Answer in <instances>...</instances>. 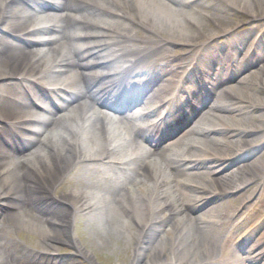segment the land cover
<instances>
[{"label":"bare ground","instance_id":"6f19581e","mask_svg":"<svg viewBox=\"0 0 264 264\" xmlns=\"http://www.w3.org/2000/svg\"><path fill=\"white\" fill-rule=\"evenodd\" d=\"M43 1L0 0V120L11 121L18 130L21 120H34L28 126L32 131L25 143L28 146L51 129L38 154L0 155V202L13 208L12 220L41 235V243L54 249L57 240L69 237L90 264H99L93 253L97 237L105 246L126 249V258L118 264H242L236 250L253 239L263 251L264 233L258 239L255 234L264 227V189L248 213L228 193L264 176L262 157L234 168L240 159L235 161L236 156L256 151L257 143L264 139V93H258L264 90V42L252 43L241 53L244 41L229 55L232 62L222 61L223 73H216L212 64L219 59L212 55L194 74H186L190 64L176 62L165 77L154 67L169 58L164 53L166 42L192 43L199 53L220 34L218 28H223L222 33L231 31L228 13L206 15L211 5L205 0H109L104 5L91 0L95 7L89 10L81 5L83 0H48L53 2L47 7L51 11L39 6ZM225 1L244 15L264 17V0ZM197 12L203 17L196 16ZM203 19L217 27H208ZM135 22L152 26L164 39L152 41L149 31L140 38ZM94 24L105 31L90 29ZM112 26L116 32L105 29ZM98 36H105L102 44ZM243 39L245 35L238 41ZM113 59L122 60L121 72L98 82L93 73L113 72L117 61L106 64ZM151 73L155 80H163L153 92L156 103L163 110L173 104L171 113L186 109L174 120L163 118L162 113H147L149 108H145L144 118L160 119L149 137L146 128L131 121L137 110L118 114L124 127L99 114L97 104L119 113L126 95L154 87V80L145 82ZM35 83L54 87L51 92L59 113L49 109L42 115L36 110L38 100L43 103L45 96L36 98ZM178 86L192 97L189 108L183 106L181 95L177 98ZM27 90L34 99L28 98ZM203 98L211 99L199 112L198 101ZM238 98L245 101L239 103ZM3 106H7L6 112ZM211 106L214 110L208 111ZM200 120L201 126L209 124L196 129V141L188 140L191 127ZM171 124L178 128L167 132ZM52 125L57 132L50 136ZM137 138L149 143L141 144ZM159 142L167 143L171 152L153 149ZM182 146L183 152L174 154ZM147 158L153 161L147 162ZM48 196L59 204L55 210L32 215L36 219L26 216L24 199L36 203ZM203 204L210 207L194 215V209ZM15 223L7 224L13 227ZM5 225L0 223V237L10 234L4 233ZM86 226L94 235L87 234ZM160 232L161 239L152 246ZM79 237L88 239L86 246ZM147 249L151 252L144 259ZM0 253L9 256V249L0 247Z\"/></svg>","mask_w":264,"mask_h":264},{"label":"rangeland","instance_id":"374dc122","mask_svg":"<svg viewBox=\"0 0 264 264\" xmlns=\"http://www.w3.org/2000/svg\"><path fill=\"white\" fill-rule=\"evenodd\" d=\"M107 0H99L101 3H105ZM206 2L210 3L211 7L207 8L205 11V14H211V12L215 13L218 12H226L230 16V19L232 20L231 24V31L228 33H222L223 28H218L220 34L209 40L203 47L202 51H199L197 53V45H192V43L184 44L179 43L176 41H168L166 42L164 53H168L167 56L169 57L167 59V62H163L160 65H158L159 71L166 77L167 73L170 72L172 69L170 67L176 65V62H178V65L186 66L187 64H190L188 66V69L190 70V74H193L194 70L200 67H203V64L206 59L212 55H215L216 57H221L223 60L227 59L231 53L236 52V50L241 47V44L245 41V45L243 46L241 53H244L248 48L251 47V44L254 43L257 39H260L264 42V17L260 18H252L248 15H244L243 11L236 10L232 8L229 4L226 3L225 0H205ZM234 4V3H233ZM190 9V8H189ZM191 11V10H190ZM196 16L203 17V15L200 12H197ZM202 19V18H200ZM117 21H122L123 19L116 18ZM205 23L208 27L216 25L214 22H209L207 20L202 21ZM107 23V21H106ZM135 27L138 28V35L140 38H144L147 33L146 31L151 32L152 34H148L150 39L152 41L155 40H162L164 39L163 35L158 36L155 33L154 28L151 27H144V25H139L135 22ZM217 27V26H216ZM225 27V26H224ZM217 30V31H218ZM246 39H243L242 42H239L238 39L240 37H244ZM253 45V44H252ZM145 50V49H144ZM191 51H193L191 53ZM163 52L161 53V55ZM240 55V54H239ZM182 58V59H178ZM167 63V64H166ZM117 65H120L117 64ZM120 67V66H119ZM215 65H213V68ZM177 68V67H175ZM163 80H155L153 84L157 85L162 83ZM260 95L264 93V90H260L258 92ZM245 100H240V102H244ZM239 102V103H240ZM253 111V110H252ZM256 151L252 152H242L238 156H236V160H238V164H245L247 162L254 161L257 158H260L261 161L264 160V139H262L259 143H257ZM149 159L147 158L146 161ZM237 163V162H236ZM236 166V165H235ZM240 166V165H239ZM238 167V166H237ZM235 168V167H234ZM223 170L220 172L222 174ZM264 189V176L258 178L254 182L247 184L245 187L241 189H235L228 193L230 196L229 198L238 199L239 202H242V205L240 206V209L244 210L246 213L253 211L255 204L258 202L259 194ZM64 188H59V191L62 192ZM253 191H255L253 195ZM227 195V196H228ZM229 198L225 200L226 202L229 201ZM261 198V196H260ZM224 200H222L223 202ZM220 202L216 199V203ZM214 204V203H212ZM228 203H225L227 205ZM27 205L24 204L23 210H25ZM210 207V205H205L202 207H199L195 210L194 214H201L205 212ZM52 208V206H51ZM260 206L256 207L255 210H258ZM8 210V211H7ZM8 207V204L5 202H0V216L3 217L4 215L6 219H12V212ZM21 210V208H19ZM29 211H27L26 216L31 217L33 214L31 210L28 208ZM51 211V210H49ZM11 212V213H10ZM38 214V213H37ZM4 217V218H5ZM29 217V218H30ZM33 219H36L34 216H32ZM84 225V224H83ZM87 228V234L88 235H94L91 233H94L93 230H90L88 226ZM16 231L12 234L11 238L5 239L2 242V247L9 248L11 251V255L6 256L2 255L0 253V264H28L29 263H36L38 260H43L41 258V255L47 256V257H55V262H58L62 264V257H67L68 259H71V263L73 264H90L88 261L89 259L83 255H81L78 251V248L75 244L71 243L69 240V237H63L62 240H57L55 243L56 248H51L49 244H42L41 235L30 232L27 228L22 227L21 225H16ZM264 233V227L259 230L258 233H256L255 237L258 239L260 236H262ZM85 234V235H87ZM162 233L160 232L157 234L155 239L152 241V246L156 245L157 242L161 239ZM80 240H82L83 244L88 243V239L83 240V237H79ZM79 240V241H80ZM93 241V240H92ZM82 242L81 247H82ZM95 246L94 250V260L97 261L99 264H118L120 259L126 258V249H121L118 247V245L114 246H105V242L101 241L98 237L95 239V243H93ZM150 244V245H151ZM127 246V241L124 243V248ZM132 247V246H131ZM5 250V249H4ZM151 250H145L144 259L148 257ZM129 257L132 259L133 255V249L129 251ZM20 256V259L19 257ZM61 257V258H60ZM88 260V261H87Z\"/></svg>","mask_w":264,"mask_h":264}]
</instances>
